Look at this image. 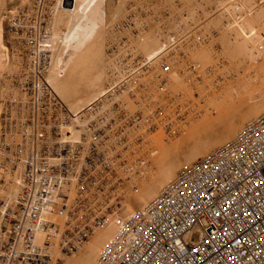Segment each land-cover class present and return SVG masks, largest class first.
Wrapping results in <instances>:
<instances>
[{
  "label": "rangeland",
  "instance_id": "rangeland-1",
  "mask_svg": "<svg viewBox=\"0 0 264 264\" xmlns=\"http://www.w3.org/2000/svg\"><path fill=\"white\" fill-rule=\"evenodd\" d=\"M0 1V238L16 220L17 213L12 210L15 177H20L24 170V167L19 169L21 161L16 154L20 125H30L34 110L41 111L42 123L49 119L54 123L61 110L66 109L65 103L76 104L77 100L67 102L56 93L51 75L66 70L68 62L76 60L100 36H103L100 60L103 63L98 64L103 68L100 65L96 73H102L101 68L104 73L101 74L103 87L99 92L116 87V108L119 106L121 112L126 109L134 114L135 147L122 150L126 166L122 165L121 181H115L107 194L81 196L73 204L74 219L66 229V235L94 227L100 219L125 214L127 209L123 202L137 192L144 193L145 188L147 191L159 168H164L161 165L164 161V165L178 161L182 158L181 153L200 142L199 134L208 130L207 133L212 135L224 127L225 122L219 123L223 112H230V118H233L251 105L264 101V0H87L85 18L69 36L71 25L67 14H70L65 12L68 10L65 0ZM119 8H123V13ZM129 18L131 28L120 29L123 32L119 34L117 26ZM204 20L203 32L209 44L195 54L196 68L179 70L177 75L169 76L167 85V74L162 72V66L170 62L162 59V55L157 61L143 66L146 56L153 58L159 48L155 35L142 48L146 56L131 57L123 53L130 47L129 41L132 40L133 45V40L142 33L136 23L145 32L154 27L165 36H172L184 30H188L185 32L188 34L194 30L191 24ZM77 35L80 39L86 38L82 39L86 41L84 45H80ZM241 44L246 47L245 53L240 52ZM167 53L172 55L173 52L169 49ZM45 70L50 74L44 75ZM38 88L43 91L40 97L33 99L27 95L30 89L37 92ZM109 107L110 103L105 108ZM220 109H223L222 113ZM120 121L123 126L129 122L123 115H120ZM244 127L239 126L235 134ZM190 133L194 137L189 136ZM5 138H9L6 145ZM85 184L90 186L88 182ZM7 193H12L11 197ZM137 210L139 208L134 212ZM102 231L106 229L96 230L72 254L62 251L60 244L65 236L62 234V239L56 241L58 247L51 250L52 264L76 263Z\"/></svg>",
  "mask_w": 264,
  "mask_h": 264
},
{
  "label": "built area",
  "instance_id": "built-area-1",
  "mask_svg": "<svg viewBox=\"0 0 264 264\" xmlns=\"http://www.w3.org/2000/svg\"><path fill=\"white\" fill-rule=\"evenodd\" d=\"M130 20L117 26L119 34L131 28ZM188 34L170 36L169 49ZM130 50L124 55L133 57ZM115 88L78 114L64 105L54 123H42L41 111L34 110L30 125H20L16 154L24 170L16 220L0 238V264H52L51 250L62 234V250L71 254L111 221L115 235L97 264H264V115L182 170L142 209L66 235L73 204L81 196L107 194L126 166L122 150L135 147L134 114L116 108ZM29 91L33 99L43 94ZM120 115L128 117L127 125Z\"/></svg>",
  "mask_w": 264,
  "mask_h": 264
},
{
  "label": "bare ground",
  "instance_id": "bare-ground-1",
  "mask_svg": "<svg viewBox=\"0 0 264 264\" xmlns=\"http://www.w3.org/2000/svg\"><path fill=\"white\" fill-rule=\"evenodd\" d=\"M86 1L87 0H65V7H68L67 8L68 10L67 11L64 10V11L70 14V16L68 14H67V16L70 17L69 24L71 25V27H70L69 24H67V26L70 27V28L68 27L69 28V33L67 32L68 33L67 36L71 35L73 31H76L75 28L78 27L77 25H79V23H81V20H83V17L86 15V12H87V9H86L87 8V6H86L87 3H86ZM119 9H122V13H123V8H119ZM122 13H121V10H120V14H122ZM212 15L214 16L215 14H212ZM187 19H189V17H187ZM206 20H208V19H206ZM206 20H204L203 22L199 21V24L198 23L191 24L190 27L191 28L193 27L194 30L192 32H190V34L187 35V37H186L187 40H185L184 43H179L178 45L174 46L171 49L172 52H173L172 55H169L167 53V51L169 50V44H170L169 41H168L169 40V37H170V34H168L167 36H165L164 34H162L161 32H159L158 30H156L154 27H152L151 29H149L148 32H145L144 28L142 26H140V24L136 23V27L140 28L141 31H142V33H140L138 35V37L133 40V45H132V40H131V42H130V48H131L130 51H131V54H133L134 56L137 55V54L145 55L144 52H143V50H142V48L146 44L147 40L150 37H154L153 35H155L154 38L157 41V43L159 44V46H157L159 48H157L156 52H154L153 58L150 57V56H146L145 55L147 58L143 62L146 63V64H144L143 66H146V65L152 63L155 59L157 61L159 59V57L162 55V59H164L166 61H169L170 64H171V67H172V69H171V71L169 73L165 72L164 70L162 71L164 74H167V75H165L167 77V83H166V85H167L168 82H169V76L174 75V74L177 75L180 72L179 70H182V69L183 70H186L187 68L188 69L196 68V62L194 60L195 54L202 47L204 48V46H207L209 44L208 43V37H207V35L204 34L205 32H203V29L205 27V23L204 22H206ZM211 20L212 19H210V21ZM75 21L77 23H75ZM73 23H75V25H73ZM81 29H82V26H81ZM174 30H176V27L174 28ZM186 31H188V30H184V31H181V32L185 33ZM181 32H179V33H181ZM73 34H75V33H73ZM78 35H77L76 38H78V40H79L80 37ZM87 35L88 34H86V36ZM176 35H181V34H176ZM100 37L101 38L98 39V40H95L94 43H92V44H89L88 43L90 46L88 48L86 47L87 50L85 48L86 51L83 49L85 52L82 50L84 53L83 54L81 53V55L79 54V56L77 55L78 57H76V60H74L73 62H68L69 65L66 64V65H68L65 68L66 70L63 69L61 71H57L56 73H54L55 75L54 74L51 75V76H53L52 77V79H53L52 80L53 81L52 84L54 86V89H55L56 93L62 99L63 98H66L65 100L67 102H68V100H71L72 102H73V100H75V101L77 100L76 101V104L74 106L75 107H79V108H75L73 106V104L75 102L72 104V106L71 105L69 106L68 104L65 103V106L67 108H69L70 110L74 111L76 114H78L81 110H83L87 106L91 105L92 103L97 102L99 98H101L102 96H104V94H106L108 91H110L112 89V88L107 89V92H103V90L101 89L102 91L99 92V89L101 87H103L101 85L102 83L100 84V82H102V80H101V77H102L101 74L104 73L103 72L104 69H102L103 67H102L101 64L100 65L102 67L101 68V72L102 73H100V74L99 73H96V68H97V70L100 69V65L98 63H103V62H100L101 58L103 57L102 56V51H103V49H102V47H103V38L102 37L103 36H100ZM82 39L83 38L80 39L81 42L78 41V45H79V42H80V45L81 44L84 45V42H86V41L83 42V40H86V38L83 39V40ZM262 39H264V38H262ZM154 43H156V42H154ZM158 44H155V45H158ZM153 45H151V46H153ZM244 46L245 45H242V48L240 47V52L245 53L246 47H244ZM81 47H83V46H81ZM238 50H239V48H238ZM181 53L183 54L182 56H181ZM251 55H253V54L251 53ZM141 57H143V56H141ZM166 63H168V62H166ZM98 65H99V68L97 67ZM103 66H104V64H103ZM159 75L157 77H159ZM103 77H105V76L103 75ZM48 79L50 80L51 78L48 77ZM103 80H105V79H103ZM250 101H252V100L250 99ZM260 102H261L260 104H257L255 106L251 105V107L247 108L244 112L239 113V115L232 116L233 118H230V112L227 113L225 111V112L222 113V110L223 109H220L222 114L220 116L219 123L221 124L222 121L225 122L226 124L223 125L224 127L222 129H220V130H216L214 132V134H212V135H209L207 133L208 130L206 132L204 131L202 134H199V133H201L199 131V133H198L199 135L198 136H199L200 142L198 141L199 143L198 144H195V147H193L191 150H189V151H187L185 153L184 152L181 153L182 158L181 159H178V161H175V160L173 161L172 160V161H170V163L168 165H164L163 164L165 162L164 161L161 164L162 166H164V168L163 167H160L159 168L158 175L156 177H154L155 178L154 179L155 181L153 180L154 181L153 185L151 184L152 185L151 187L149 185V188L147 189V191H146V188H145V192H144V188H143V192L144 193H142L140 191V192L135 193V195H132L131 197L129 196L127 202L126 201L123 202L124 207L126 206L127 211L125 212V214H121L119 216H123V218H125V217L129 216L130 214L134 213V210L135 209H137V208L142 209V207H144L149 202L153 201L158 196H160L161 193L163 192V190L168 185L174 184L176 182V178L178 177V174L183 169L187 168L189 165L191 166L193 162L195 163V160L196 159H199L200 157L202 158L204 156L207 157L206 155L209 156V153L210 152L213 151L212 153H214V152L220 150L221 148H223L226 143L230 142V140L232 139L233 135H234V138H235L238 134L241 133L242 130H240V132H238V134L237 133L235 134V131L237 130V128H239V126L247 125V124H249L251 122L256 121L258 118L261 117V115L264 113V101H260ZM249 104H251V103L249 102ZM246 105L248 106V104H246ZM246 105H245V107H247ZM83 106H85V107H83ZM80 107H82V108H80ZM242 110H243V107H242ZM211 126H212V124H211ZM214 127H215V125H214ZM219 128H221V127H219ZM79 135H80V133H76V132L74 133L73 132L72 133V138L78 139ZM189 136H193L194 137V135H191V133L189 134ZM193 137H191V141H192V138ZM178 155H180V153ZM18 166H19V169L21 170L24 167V163L21 161V163H19ZM20 175H21V173H20ZM15 179H16L15 180V190H14V194H13V197L14 198H12L13 199V202H12V210H14L16 212L18 210L17 200H19V198H17V197L19 195L18 192H20L19 191V188H20L19 187V180H20L19 179V176L17 177V175H16ZM171 179H173V180H171ZM167 180H169L170 182H167ZM165 181L168 183V184L166 183L167 185H164ZM9 192H11V190ZM158 193H160V194H158ZM9 195L11 197L12 193L11 194L9 193L8 196ZM104 229H106V231H104V232L102 231L103 233L101 232V234L99 233L98 236L99 235L100 236L97 237V238H95V240H93L92 244L89 245L82 254H80V256L78 257L79 260L76 259V263L73 262V264H97L98 259L100 257V254H101L102 250L107 245V243L112 240L111 238H113L114 235H115V226H114L113 221L110 222V226L109 227L104 228ZM42 238H43L42 235H39V239L42 240ZM56 247H58V246H56ZM72 253H74V251Z\"/></svg>",
  "mask_w": 264,
  "mask_h": 264
}]
</instances>
